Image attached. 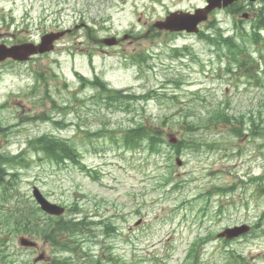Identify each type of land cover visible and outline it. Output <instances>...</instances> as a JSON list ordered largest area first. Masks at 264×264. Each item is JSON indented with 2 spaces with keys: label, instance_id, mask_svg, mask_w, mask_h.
Masks as SVG:
<instances>
[{
  "label": "rangeland",
  "instance_id": "obj_1",
  "mask_svg": "<svg viewBox=\"0 0 264 264\" xmlns=\"http://www.w3.org/2000/svg\"><path fill=\"white\" fill-rule=\"evenodd\" d=\"M107 1L1 2L11 8L20 28L24 26L20 17L27 10L34 17L31 25L41 14L44 26L38 27L39 32L76 22L74 31L60 39L52 52L38 56L27 66H6L9 75L0 82V126L4 129L0 132V151L16 154L25 150L20 164L5 165L16 173L11 179L19 197L11 201L30 202V189L35 184L51 201L69 206L65 218L84 220L81 228L71 231L70 237L73 244L80 247L64 251L66 247L57 246V257H69L71 264H86L90 255L105 258L110 246L120 257V264H181L186 262L187 244L207 231L212 233L201 250L202 264H227L231 256H240L244 264H264V199L257 194V184L240 182L246 178L241 176L243 171H248L250 176L264 173V120L252 135L247 129L241 137L221 126L189 131V127L179 123L185 111L184 118L188 122H198L199 116L206 117L215 108L231 116L242 115L244 121L253 112L256 119L264 102V40L247 42L245 38L240 39L234 29L247 21L246 32H252V28L264 20L262 14L257 20L227 16L220 11L200 26V32L211 34L220 26L247 47L255 62L263 54L258 63L259 74L255 76L259 80H247L236 72L230 77L225 74V62L232 60L229 52L226 53V48L218 50L216 44L200 33L143 36L144 26L165 11L154 0H112L106 6ZM203 1L192 0V3L202 5ZM263 5L260 2L255 7ZM237 11L240 9H235V13ZM93 22L100 23L92 25ZM32 28L25 26L21 29L24 32L16 35L20 33L23 41L30 40L36 33L34 30L31 33ZM124 33L137 38L133 37L132 41ZM90 34L99 38L122 36V40L119 46H103L94 42ZM261 34L264 37V31ZM12 39L18 37L14 35ZM170 49H173L172 55ZM176 55L185 57L182 60L171 58ZM75 72L87 78L98 75L108 87L135 97H120L122 109L106 107L103 99H97L95 88L81 86ZM42 74L44 82L38 83ZM179 84L181 88H176ZM10 90L14 93L9 96ZM153 90L158 94H150L148 98L147 92ZM261 115L264 117V112ZM31 117L33 119L25 120ZM141 119L162 130L165 143L158 145L156 152L150 153L143 143L131 151L116 146L106 136H88L101 128H116L118 133L120 128L131 127ZM60 122L66 125L61 127ZM46 132L71 138L83 163L97 171L94 174L98 179L80 170L78 165H56L42 152L27 147L29 138ZM169 133L200 141L198 150L196 147L181 149L178 155L183 161L181 166L174 164L177 155L167 143ZM214 139L220 144L211 147V151L205 143L211 144ZM215 149L221 153H216ZM259 184H264V175ZM213 185H223L230 192L220 198L200 197L193 201L197 193L202 195ZM198 205L201 206L200 217ZM77 208L81 213H76ZM89 219L95 222L89 223ZM105 221L114 225L112 233L105 231ZM242 222L257 228L237 238H216L223 227ZM21 235L34 239L36 247H21L18 244ZM61 239L67 240L66 235ZM0 240V264H51L52 247L46 240L9 231L3 225ZM39 254L44 258L35 261ZM231 261L239 264L240 260Z\"/></svg>",
  "mask_w": 264,
  "mask_h": 264
},
{
  "label": "trees",
  "instance_id": "obj_2",
  "mask_svg": "<svg viewBox=\"0 0 264 264\" xmlns=\"http://www.w3.org/2000/svg\"><path fill=\"white\" fill-rule=\"evenodd\" d=\"M252 35L256 33V31H252ZM221 42H219L217 45L219 48L222 46H225L230 56L233 60V63L236 65L237 69L241 70V73L245 76L251 75L254 80H259L255 76L259 74L257 69V64L252 61L250 55L251 53L247 50V47L243 44L236 43L232 41L231 38H222ZM222 45V46H221ZM255 65V66H254ZM264 72V71H263ZM88 81V80H86ZM94 81V82H93ZM93 81H88L89 84L96 85L100 91H102L104 94L109 93V102L110 104H122L120 102V97H123L125 99H131L133 98L130 95H122L120 91L108 89V87L105 85V82L102 81L98 76L95 77ZM120 94V96L118 95ZM108 96V95H107ZM118 107V105H117ZM264 112V102L263 104H260V107L258 109V119L261 121L264 119L263 115L261 113ZM253 113V112H252ZM251 113V114H252ZM251 117V115L249 116ZM206 125L208 126L212 124L214 127L222 126V125H234L236 126V123L240 125L238 129H233V131H239L241 130V127L243 126L242 121V115H240L239 118L229 116L224 110L221 109H215L213 113L208 115L206 119ZM200 122H202V119L200 118ZM251 126H256L255 119L251 117ZM240 129V130H239ZM115 129H109L106 131H103L102 133H107V136L111 140L115 142H119L122 146L126 148L135 149L137 148L141 143H145L146 147L151 150L155 151L156 146L162 142V138H160V133H157L154 128H152L151 125L145 124V122L141 123H135L134 125H131V127H126L123 129H119L118 133H116ZM110 133V134H108ZM34 148L40 147L42 151L44 152V155L47 156L50 160L56 161L57 164L61 163L65 159H70L73 163H79V160L75 154V151L73 147L70 144V141L55 136L52 134L44 133V136L40 137V139L37 140V145L35 143L32 144ZM180 143L173 145L174 149L178 152V149L180 148ZM0 204H4V200L0 202ZM31 209V211L27 214V210ZM31 219V220H30ZM40 214L38 213L37 209L34 205L29 206L26 209H23L22 212L20 210L13 208H5L4 210H0V224H4L7 227L14 226L17 230L20 231H27L30 234H34L40 237H43L47 241H49L53 246L54 249H57L58 245H61V247H66L64 250H70V249H76L79 246H76L73 244V241L71 240V233L69 231H74L77 228H80L79 225H81L80 222L82 221H75L72 219H65V218H58L53 219L50 216H44V220L42 222L39 221ZM105 228L110 231H113V227L110 226L109 223L105 224ZM69 230V231H68ZM67 232V240L61 239L62 234ZM111 247V246H110ZM109 247V252L107 253L105 258H102L101 256H96L95 258L90 255L89 259L87 260L86 264H120V257L115 254L111 248ZM239 259V264H244L245 261L241 260L240 256H231V258H227V263H229L231 260ZM59 260L62 263L65 264H71V260L69 257H64L62 259L58 258L57 255H53L52 257V263L53 264H59ZM187 262V263H186ZM186 262L183 264H202L201 258H199V253L196 249V244H194L191 249L188 252V255L186 256ZM237 262V261H235ZM78 264V263H74Z\"/></svg>",
  "mask_w": 264,
  "mask_h": 264
},
{
  "label": "water",
  "instance_id": "obj_3",
  "mask_svg": "<svg viewBox=\"0 0 264 264\" xmlns=\"http://www.w3.org/2000/svg\"><path fill=\"white\" fill-rule=\"evenodd\" d=\"M219 1L220 0H208V4L204 8H200V14L196 12L197 15L186 18H183L182 16L174 18V16H172L167 18V20L164 22L157 23V26L168 29L185 28L187 30H195V25L198 21L204 20L206 18L207 13L210 10H212L214 7L220 6ZM221 1L223 2V5H226L232 0H221ZM59 35L60 34L58 33H51L43 36L42 43L39 44L38 46L25 43L11 48L0 47V59H3L5 57H12L14 59L21 60V59H25L30 54L50 50L51 46L50 45L48 46V44L51 43L52 40L56 39ZM112 41H113L112 39L105 40V42L109 44L112 43ZM177 162L180 163L179 160ZM33 194L44 210L56 214H59L63 211L62 207H59L56 204L49 203L36 188L33 189ZM239 229L240 228L232 229V231H227L226 234L231 236L233 234H236ZM20 243L24 245H32V242L25 238H21Z\"/></svg>",
  "mask_w": 264,
  "mask_h": 264
},
{
  "label": "flooded vegetation",
  "instance_id": "obj_4",
  "mask_svg": "<svg viewBox=\"0 0 264 264\" xmlns=\"http://www.w3.org/2000/svg\"><path fill=\"white\" fill-rule=\"evenodd\" d=\"M264 4V0H262ZM2 0H0V44L4 43L5 37L3 36V30L5 28H9L10 25H14L15 19L12 15V12L9 10V8L6 9L4 4H1ZM158 4H161L165 11L162 15L159 16V18L165 19L166 16H168L169 13L174 12L179 14H185V13H192L195 9L200 8V2L199 3H192V0H156ZM206 0L203 1L202 5L205 4ZM169 3L170 6L167 4ZM256 3H260L258 0H234L231 1L228 5L221 6L220 8L213 9L209 15H213L217 12H224L227 16H236L240 15L241 17L245 19H250L251 17L253 19H260V14L264 13V5L262 7H255ZM235 9H240V11H237L235 13ZM200 25V23H199ZM21 30H17V32H20ZM148 32V31H147ZM17 42H13L15 44ZM13 63V61L9 58L0 61V65L2 64H8Z\"/></svg>",
  "mask_w": 264,
  "mask_h": 264
},
{
  "label": "bare ground",
  "instance_id": "obj_5",
  "mask_svg": "<svg viewBox=\"0 0 264 264\" xmlns=\"http://www.w3.org/2000/svg\"><path fill=\"white\" fill-rule=\"evenodd\" d=\"M132 101V100H131ZM128 103H130V102H128ZM34 143V142H33Z\"/></svg>",
  "mask_w": 264,
  "mask_h": 264
}]
</instances>
